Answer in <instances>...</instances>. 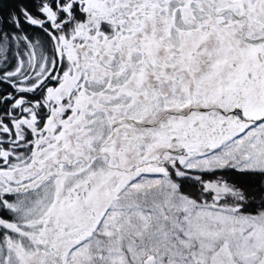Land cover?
<instances>
[{
    "label": "snow or ice",
    "instance_id": "1",
    "mask_svg": "<svg viewBox=\"0 0 264 264\" xmlns=\"http://www.w3.org/2000/svg\"><path fill=\"white\" fill-rule=\"evenodd\" d=\"M0 264H264V0H0Z\"/></svg>",
    "mask_w": 264,
    "mask_h": 264
}]
</instances>
